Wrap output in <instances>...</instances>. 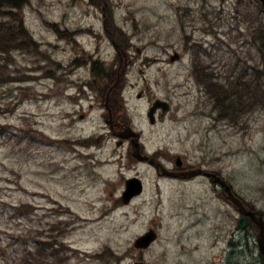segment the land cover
Masks as SVG:
<instances>
[{
    "label": "rangeland",
    "instance_id": "rangeland-1",
    "mask_svg": "<svg viewBox=\"0 0 264 264\" xmlns=\"http://www.w3.org/2000/svg\"><path fill=\"white\" fill-rule=\"evenodd\" d=\"M19 14L33 44L0 52V264H262L255 232L233 234L238 214L209 181L157 176L127 142L116 145L102 117L118 74L109 107L140 132L145 154L218 171L264 212L259 0H25ZM193 62L224 91L234 85L237 121L217 120L219 96ZM254 92L251 109L242 105ZM156 98L169 108L150 124ZM133 176L143 190L124 204ZM149 227L157 239L134 249Z\"/></svg>",
    "mask_w": 264,
    "mask_h": 264
},
{
    "label": "trees",
    "instance_id": "trees-1",
    "mask_svg": "<svg viewBox=\"0 0 264 264\" xmlns=\"http://www.w3.org/2000/svg\"><path fill=\"white\" fill-rule=\"evenodd\" d=\"M24 1L25 0H0L1 53L6 52L8 46L11 45H13L12 47H21L23 45L32 46L33 44L31 43L32 39H30V36L26 35L27 31L24 29V26L21 23L22 19L20 18L19 14V8L21 7ZM12 19L14 20V22H10ZM12 30L17 31L13 33ZM254 41L256 42L255 45H257V49L262 59H264V30L261 33L259 32L257 35H254ZM93 68H95V66H93ZM196 77L200 81H203V84L210 93L218 94L219 97H216V99H214V107L218 109V117L222 119L227 118L232 121H237L235 111H239V107H236L234 105L232 98L234 94V90H232L234 88V85H231L229 89H226V91H224L222 86H218L216 83L212 82V79L209 81V76L206 73L198 72L196 74ZM256 101L257 96L254 92L251 96L247 97V102L242 105H249L250 108V106L256 103ZM236 103L237 105L242 103L240 96L237 97ZM233 107L236 108L234 109Z\"/></svg>",
    "mask_w": 264,
    "mask_h": 264
},
{
    "label": "water",
    "instance_id": "water-1",
    "mask_svg": "<svg viewBox=\"0 0 264 264\" xmlns=\"http://www.w3.org/2000/svg\"><path fill=\"white\" fill-rule=\"evenodd\" d=\"M262 3L264 4V0H262ZM157 107H162V112H165L166 110H168V104L157 99L155 102H153L152 106L150 107L148 111V118L150 122H154V112ZM119 134L120 136L124 138L130 137V136L133 137L131 140L132 146L135 150L133 154L139 159H143L142 157H139V154H138L139 144L137 142L138 140L137 137L139 134L133 132L131 129H129V127H125V131ZM209 175L212 176L213 182L219 183L224 188V191L227 193V197L229 198V200L236 205L239 213L241 214L238 220L239 227L241 228L244 227L246 216H249L251 220L257 225L258 227V232L256 236L257 244H258L260 252L264 255V221L261 217V214L258 213L257 211L246 209L242 201L236 195L233 194L230 186L227 185V183L222 178H220L219 176L213 173ZM141 190H142V184L140 180H138L135 177L126 180V190L123 192V195H122L123 201L127 203L133 195L140 193ZM155 237H156V233L152 229H150L148 232L139 236L134 241V246L136 248H146L155 239ZM135 264H143V263L136 262Z\"/></svg>",
    "mask_w": 264,
    "mask_h": 264
},
{
    "label": "flooded vegetation",
    "instance_id": "flooded-vegetation-1",
    "mask_svg": "<svg viewBox=\"0 0 264 264\" xmlns=\"http://www.w3.org/2000/svg\"><path fill=\"white\" fill-rule=\"evenodd\" d=\"M103 117H104V115H103ZM118 124H119V123H117L116 120H115V121H114V126H115L114 128H115V129L118 128ZM192 167H194V166H184V167H182V168H175V167H173V168H171V169H172V171H173L174 173L178 174V175H177V178H182V175H180L179 172H182V171H184V170H186V169H189V168H192ZM201 177H204V176H201ZM218 193H219V195H220V191H219Z\"/></svg>",
    "mask_w": 264,
    "mask_h": 264
}]
</instances>
